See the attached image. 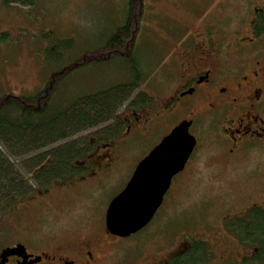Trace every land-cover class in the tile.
<instances>
[{
  "label": "flooded vegetation",
  "instance_id": "flooded-vegetation-1",
  "mask_svg": "<svg viewBox=\"0 0 264 264\" xmlns=\"http://www.w3.org/2000/svg\"><path fill=\"white\" fill-rule=\"evenodd\" d=\"M208 5L196 4L197 9L189 6L188 12L200 17ZM244 18L240 19L244 21ZM248 18L232 44L227 42L228 37L217 42L207 22L199 28L186 26L189 35L176 45L173 54L178 62L177 71L165 79L161 90L151 94L143 89V95L128 101L119 120L124 130L110 132L98 127L95 136L89 139L87 156L73 162L71 174L33 187L28 196L0 213V220L11 219L38 197H50L55 188L64 197V203L73 202L70 198L81 183L67 186L66 182L93 181L99 171L114 165L118 160V145L129 138L136 143L133 150L138 154L131 159L134 169L105 211L97 210L98 215L89 218L90 222L97 219L98 230L74 237L69 232L63 236L52 233L46 240L29 232L27 240L15 239L5 244L0 249V261L5 249L22 244L27 259L15 253L6 256L3 264L24 261L26 264H264V231H260L264 228V3L255 6ZM183 121L190 122L189 132L195 137L196 145L184 168L172 177L152 219L129 236L111 232L107 226L111 202L126 188L138 164ZM154 138L142 154V144ZM204 148L207 153L199 155L197 152ZM250 160L255 164L253 176H261L259 197L240 199L230 194L224 203L228 210L216 224L208 222L209 226L202 229L193 223L192 233L182 232L181 224L178 226L176 222L181 214L182 197L189 195L200 168L215 181L225 180L224 187L232 189L240 182L235 172ZM88 164L93 166L91 170H87ZM44 202L51 207L52 201ZM195 219L191 218V222ZM139 236L145 238L135 239ZM150 240L152 250L146 244Z\"/></svg>",
  "mask_w": 264,
  "mask_h": 264
},
{
  "label": "rangeland",
  "instance_id": "rangeland-1",
  "mask_svg": "<svg viewBox=\"0 0 264 264\" xmlns=\"http://www.w3.org/2000/svg\"><path fill=\"white\" fill-rule=\"evenodd\" d=\"M26 2L0 0V96L36 94L52 76L58 75L55 78L59 89L55 103L65 105L81 96L128 83L135 79V70H140L141 84L118 107L115 121L99 127L104 131L110 129V132H116L124 130L119 120L128 101L136 99L140 93L143 95V89L151 94L161 90L171 74L177 71L178 62L173 54L176 45L189 35L186 26L199 28L207 22L212 26L217 42L228 37L227 42L232 44L240 26H245L242 23L249 19L251 10L264 3V0H145L148 6L141 19L134 61L121 57H106L102 60L97 56L100 47L105 45L110 34L122 23L126 15V0ZM196 4L202 7L209 4L200 17L194 15L193 11L188 12L189 6L197 9ZM242 17H246L244 21L240 19ZM97 128L82 132L77 137L85 147L74 162L82 161L87 156L89 139L95 136ZM155 139L142 144V154ZM135 146L136 143L129 138L121 142L117 147L118 160L108 170L99 171V176L93 181H67V186L81 183L70 198L73 202L64 203V197L55 188L50 197H38L11 219L0 220V249L15 239L27 240L26 236L31 234L29 232L38 239L46 240L52 233L63 236L69 232L74 237L88 235L97 229V219L93 218L95 222H90L89 218L98 215L97 210L103 213L112 196L126 184L134 169L131 159L138 155L133 150ZM1 149L10 155L3 146ZM197 153L200 155L207 151L204 148ZM10 159L16 161L14 156ZM88 166L87 170L93 167L91 164ZM201 169L194 177L195 184L189 195L182 197L181 214L176 221L187 235L192 233L190 226L193 223L202 229L209 226L208 222L216 224L228 210V206L224 205L228 195L253 200L259 197L262 188L261 176H253V160L245 162L235 172L240 182L235 183L232 189L231 186L224 187L225 180L215 181L213 176L201 172ZM45 200L52 201L51 207L45 204ZM79 215L83 219H76ZM193 217L196 219L191 222ZM144 238L139 236L135 239ZM148 243L152 250V240Z\"/></svg>",
  "mask_w": 264,
  "mask_h": 264
},
{
  "label": "trees",
  "instance_id": "trees-1",
  "mask_svg": "<svg viewBox=\"0 0 264 264\" xmlns=\"http://www.w3.org/2000/svg\"><path fill=\"white\" fill-rule=\"evenodd\" d=\"M146 9L145 0H126L122 23L97 56L102 60L121 57L134 61ZM134 74L135 79L128 83L81 96L65 105L55 103L58 75L52 76L36 94L0 96V146L10 153L6 155L0 147V213L28 196L33 187L71 174L75 157L85 147L77 137L115 119L118 107L141 84L140 70ZM12 156L16 161L10 159Z\"/></svg>",
  "mask_w": 264,
  "mask_h": 264
},
{
  "label": "water",
  "instance_id": "water-1",
  "mask_svg": "<svg viewBox=\"0 0 264 264\" xmlns=\"http://www.w3.org/2000/svg\"><path fill=\"white\" fill-rule=\"evenodd\" d=\"M189 127L188 121L180 123L138 164L126 188L109 206L107 226L111 232L129 236L144 228L152 219L172 177L184 168L196 145ZM25 252L22 244L7 248L1 254L0 264L6 256L15 253L26 260Z\"/></svg>",
  "mask_w": 264,
  "mask_h": 264
}]
</instances>
